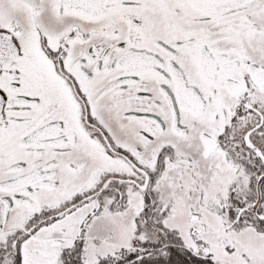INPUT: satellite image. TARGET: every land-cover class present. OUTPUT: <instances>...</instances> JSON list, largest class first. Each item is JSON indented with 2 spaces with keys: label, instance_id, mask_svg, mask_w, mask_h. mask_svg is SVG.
<instances>
[{
  "label": "snow or ice",
  "instance_id": "6c2138e0",
  "mask_svg": "<svg viewBox=\"0 0 264 264\" xmlns=\"http://www.w3.org/2000/svg\"><path fill=\"white\" fill-rule=\"evenodd\" d=\"M0 264H264V0H0Z\"/></svg>",
  "mask_w": 264,
  "mask_h": 264
}]
</instances>
